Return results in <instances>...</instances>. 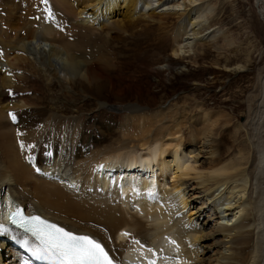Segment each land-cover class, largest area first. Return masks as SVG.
<instances>
[{"label":"bare ground","instance_id":"6f19581e","mask_svg":"<svg viewBox=\"0 0 264 264\" xmlns=\"http://www.w3.org/2000/svg\"><path fill=\"white\" fill-rule=\"evenodd\" d=\"M158 1L159 9L150 7L148 0L0 2L7 28L14 31L11 37L0 29V224L7 229L0 231V264H18L2 218L4 208L15 204L27 213L41 214L77 233L93 236L117 264L136 238L147 245L165 238L182 255L172 264H264L263 231L259 232L253 211L259 209L257 203L250 208L252 202L246 199L253 192L248 177L256 178L263 162L251 164L252 154L243 147L237 154L231 144L222 147V135L228 127L225 115L207 110L187 117L175 104L156 115L130 109L132 115L126 121L116 123L111 118L100 126L101 140L93 133L85 139L78 116L68 123L56 111L30 113L25 108L28 90L22 91L25 95L21 98L16 93L29 78L14 73V68L31 64L26 53L45 67L42 75L47 77L48 88L64 86L57 76L59 71L64 72L66 82L79 79L82 87L94 89L105 84L107 69L99 59L102 56L92 50L101 47L91 43L95 38L90 30L97 31V27L107 29L106 35L123 33L137 27L142 17L158 16L161 29L173 33L172 56L179 58L192 51L204 29L196 28L202 27L203 12L194 11L197 15L193 19L191 14L204 2L188 0L182 6L178 0ZM38 12L42 17L34 22L38 25L33 30L29 28L33 22L27 18ZM172 16L179 18L176 25H167ZM185 19H190L188 24ZM1 20L0 16V24ZM69 22L75 24V30L81 28L70 37ZM165 67L172 68L171 62ZM154 68L156 72L163 70L161 65ZM51 76L58 78V84L48 79ZM35 113L37 118L32 116ZM108 134L110 139L105 137ZM139 160L145 166L138 169ZM133 185L137 190L127 193ZM215 199L223 200L224 211L229 212L227 222L217 221ZM3 201L7 204L2 205ZM140 250L143 255L150 253Z\"/></svg>","mask_w":264,"mask_h":264},{"label":"rangeland","instance_id":"374dc122","mask_svg":"<svg viewBox=\"0 0 264 264\" xmlns=\"http://www.w3.org/2000/svg\"><path fill=\"white\" fill-rule=\"evenodd\" d=\"M148 1L150 7L154 8L161 4L158 0ZM178 1L184 6L188 0L185 3H181L183 0ZM201 4V9H193L191 17L193 19L197 15L194 11L203 12L200 18L202 27L196 28L204 30L196 41L193 39L195 46L192 51L179 58H174L171 53L175 45L173 33L161 29L159 17L148 20L142 17L137 27L123 33L112 32L106 35L107 29L100 31L99 27L94 29L97 31L90 30L95 38L91 43L101 47V50H92L102 56L99 59L108 72L106 83L100 88L82 87L79 79L73 82L71 78V81L66 82V76L61 71L57 76L64 82V86L60 89L48 88L45 86L47 77L42 75L45 67L26 53L31 64L26 68H14V73L29 78L18 87L16 93H20L21 98L25 95V91H22L28 90L29 100L25 108L30 109V113L44 111V115H47L56 111V115L66 117L68 123L71 118L79 117L83 123L85 139L93 133L101 140L104 135L100 126L111 118L116 123L126 121L132 115L130 109H142L145 115H156L158 110L165 111L175 104L180 112L183 111L181 113L185 112L184 116L190 113L200 115L207 110L225 115L228 127H225L227 131L222 135L226 144L222 147L227 148L231 144L234 154L243 147L246 149L244 152L252 154L251 164H256L258 160L263 162L258 176L248 177L249 183H253V192H249L246 199L252 202L249 203L250 208L257 203L259 211L253 207L256 212L255 223L260 227L259 232L263 231L264 240V0H202ZM17 14L20 15L19 12ZM38 14L41 13L29 14L27 18V21L33 22L29 27L33 30H37L38 25L34 22L37 23L42 17ZM0 16V29L7 30L13 37L14 31L10 32V27L7 28L2 5ZM22 19L26 20L24 14ZM178 19L175 16L168 18L167 25H176ZM189 21L185 19L187 24ZM69 24L67 35L70 37L71 34H78L81 28L75 30V24ZM98 35L104 36L102 42ZM88 51L91 52L90 47ZM166 62L172 64L169 70L165 67ZM157 65H161L163 70L156 72L154 67ZM38 67L39 72H35L34 69ZM2 75L0 73V78ZM49 78L58 81V78ZM30 88L38 91L35 93ZM32 116L37 118L36 113ZM7 120L10 123V119ZM188 132L189 129L184 128L186 139ZM105 137L110 139L111 134ZM247 168L250 170V167ZM221 201L215 199L218 203H215L219 218L217 221L227 222L229 212L224 211Z\"/></svg>","mask_w":264,"mask_h":264},{"label":"snow or ice","instance_id":"6c2138e0","mask_svg":"<svg viewBox=\"0 0 264 264\" xmlns=\"http://www.w3.org/2000/svg\"><path fill=\"white\" fill-rule=\"evenodd\" d=\"M12 118L15 120L14 115ZM24 147L21 143V148ZM9 220L22 231L19 242L37 261L45 264H113L104 245L90 235L77 234L40 215H25L20 207L10 214ZM0 231L7 229L0 224ZM148 264H156L155 259H149Z\"/></svg>","mask_w":264,"mask_h":264}]
</instances>
